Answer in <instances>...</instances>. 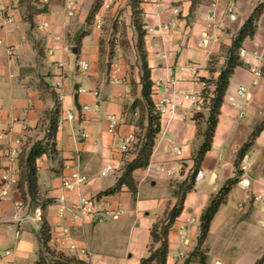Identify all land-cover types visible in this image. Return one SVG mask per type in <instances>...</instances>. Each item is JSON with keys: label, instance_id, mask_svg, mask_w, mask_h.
<instances>
[{"label": "crops", "instance_id": "0c3cea01", "mask_svg": "<svg viewBox=\"0 0 264 264\" xmlns=\"http://www.w3.org/2000/svg\"><path fill=\"white\" fill-rule=\"evenodd\" d=\"M42 1L48 13L35 17L32 26L21 0H0V264H39L44 214L51 226L52 249L87 264H141L150 255L153 225L178 203L172 183L184 182L194 171L192 155L202 140L197 138L193 104L184 100L177 114L162 115L150 165L134 172L137 194L123 187L99 198L111 203L117 218L106 212L101 221L81 225L72 223L71 213L60 217L58 197L65 195L71 207L82 195L96 197L115 187L122 167L135 159V143L127 152L122 145L140 131L138 110L131 107L141 96V86L133 92V83L141 79V61L134 18L130 12L128 17L117 13L119 2L106 8L108 0H102L89 19L97 0ZM262 2L141 0L143 29H156L144 37L154 102L165 93L158 81L201 92L204 79H217L234 37ZM174 6L180 9L178 17L172 13ZM173 20L175 28H161ZM242 49L246 57L231 78L212 149L202 163L204 176L187 194L184 210L170 230L167 264H200L198 259L187 261L199 242L201 216L228 179L236 177L239 150L264 123V12L254 37L246 39ZM82 60L89 63L88 70L80 67ZM115 64L121 81L111 83ZM254 66L261 76L251 71ZM207 85L213 92L215 86ZM242 87L246 92L239 95ZM53 92L62 105V118L73 114L75 120L58 125V154L38 159L40 193L52 202L45 211L31 210L17 186L19 154L28 139L44 137L46 114L55 106ZM110 117L119 122L115 133L109 132ZM107 165L114 171L104 177L101 172ZM75 171L88 182L68 191L63 182ZM6 174L17 182L7 183ZM237 178L211 222L204 244L207 264H256L264 255V217L252 201L264 187V128L247 150ZM64 226H72L77 251L60 249L53 240Z\"/></svg>", "mask_w": 264, "mask_h": 264}, {"label": "trees", "instance_id": "16d2710c", "mask_svg": "<svg viewBox=\"0 0 264 264\" xmlns=\"http://www.w3.org/2000/svg\"><path fill=\"white\" fill-rule=\"evenodd\" d=\"M102 0H97L93 10L90 13L89 19L94 17L95 13L101 6ZM129 6L132 10L134 25L138 30V48L141 61V79L139 83H133V92L136 94L137 87L141 86V96L136 98L133 110H138L139 120L138 127L140 131L137 133L136 143L134 145L135 159L125 163L122 167V174L115 187L104 191L96 196L101 198L104 195L114 194L120 191L123 187H128L133 194H137L138 184L134 177V172L137 169H144L150 165L156 139L162 130V116L155 111L153 100V85L152 71L148 63V55L145 47L146 32L143 29L142 9L139 8V0H130ZM21 5L26 8L25 17L33 26L35 17L41 14L48 13V6L42 0H21ZM264 12V2H262L252 13L249 19L245 22L240 31L233 39L231 47L227 51V61L220 75L215 80H205L215 86L212 95L207 103V110L198 112L194 115V120L197 126V138L202 140L201 145L195 149L192 159L194 161V171L182 183H172L176 187L175 196L178 198L177 205L166 213L152 227L151 234L153 243L150 249V255L143 259L141 264H167L169 254V233L176 219L182 214L186 196L189 192L195 189L196 176L201 170L202 163L207 153L212 149L213 139L221 114V108L228 91L230 81L236 69L243 64L240 57V51L246 39L253 38L257 23ZM209 88L205 92H209ZM211 92V91H210ZM55 100L54 108L46 114L45 118V134L44 137L33 141L28 139L21 148L19 154V179L18 190L22 198V202L28 205L31 210L42 208L45 211L47 205L52 200L43 198L39 188V173L38 159L44 155L54 157L58 154L56 145V133L58 123L62 117V105L58 100L55 92H53ZM264 128V123L254 130L250 140L239 150L235 166L237 168L236 177L228 179L224 187L214 195L207 208L201 216V233L199 242L187 263L194 259H198L200 264H207L206 255L204 252V244L208 238L211 222L219 211L220 207L226 202L233 186L238 182L237 175L240 173L241 162L246 155L247 150L253 145L255 137ZM41 245L39 264H87L86 262L66 255L62 251L52 249L50 241L52 238L51 226L45 214L42 217V226L38 236ZM256 264H264V255Z\"/></svg>", "mask_w": 264, "mask_h": 264}, {"label": "built area", "instance_id": "2783aa9c", "mask_svg": "<svg viewBox=\"0 0 264 264\" xmlns=\"http://www.w3.org/2000/svg\"><path fill=\"white\" fill-rule=\"evenodd\" d=\"M114 0H108L105 1L103 6L106 8H110L111 4ZM172 13L174 17H178L180 15V9L178 7L172 8ZM72 15L73 13L70 12ZM100 24V23H98ZM47 26V23H44L42 27ZM177 26V21L173 20L169 23H166L162 25L163 30H171ZM156 29L154 27H146V34L150 35L152 34ZM10 55L14 54V49H10L9 51ZM258 55V54H256ZM240 57L241 59L246 57V51L244 49H241L240 51ZM80 67L83 70L89 69V63L87 61H81ZM251 71L258 75H262V71L259 67L254 66L251 68ZM120 72V67L118 64H115L112 67L111 70V77L110 82L116 83L121 81V79L118 77V73ZM203 90L201 92H191V91H183L175 88L174 83L172 82H165L164 80L158 81L157 85L161 86L164 85L165 93L164 97L154 102L155 104V111L159 113L161 116L165 114H171L175 115L179 111V109L182 106V103L184 100H189L193 104L194 108V114L198 112H204L207 110V103L209 101L210 96L212 95V92H205L206 89H208V85L206 82H203ZM246 92V89L244 87L240 88L239 95H244ZM85 110H89L90 108L88 106L84 107ZM65 120L74 121L75 116L73 114H68L65 118H60L58 125H62ZM118 119L116 117H110L109 118V132L115 133L117 126H118ZM136 143V139L131 136L126 138L124 141V144L122 145V150L124 152H127L130 150L131 144ZM175 151L180 154L181 150L178 148H175ZM114 171V167L112 165H107L103 168L101 175L107 176L111 172ZM173 173H170L172 175ZM204 174L200 170L196 176V182H199L202 180ZM3 180L7 181V183H16L17 179L15 176H10L8 174L3 176ZM88 182V177L78 171H75L71 174L70 177L66 178L63 182L64 189L68 191H73L76 189H80L84 185H86ZM6 196V192L2 194L1 198H4ZM252 201L256 203L263 214L264 217V187L261 191L255 193L252 196ZM58 203V214L60 217H65L68 213H71L72 223L73 224H85L89 221H101L103 219V213H111L113 217L117 218L119 216L118 213H116L112 209V205L110 202L105 201L101 202L96 197H87V196H80L79 200L74 204L73 207H71L68 204L67 197L65 195H62L58 197L57 199ZM38 212L40 213V209H38ZM53 240L55 241L56 245L60 249H69L71 251H77V243L75 240V237L72 232V226H64L61 231L58 232L57 235H53ZM82 254L86 253V250H81Z\"/></svg>", "mask_w": 264, "mask_h": 264}, {"label": "rangeland", "instance_id": "374dc122", "mask_svg": "<svg viewBox=\"0 0 264 264\" xmlns=\"http://www.w3.org/2000/svg\"><path fill=\"white\" fill-rule=\"evenodd\" d=\"M139 1H140L139 8L142 9V8H141V0H139ZM117 2L120 3L119 6H118V11H117V13H119V15H120L121 17H128V16H129L128 12L132 13V10H131V8H130V6H129V4H130V3H129L130 0H116V1L113 2V4H115V3H117ZM142 11H143V10H142ZM142 13H143V12H142ZM132 17H133V15H132ZM138 17H143V16H142V14H139ZM70 58L73 60V59H74V56H73L72 54H70Z\"/></svg>", "mask_w": 264, "mask_h": 264}, {"label": "water", "instance_id": "95a60500", "mask_svg": "<svg viewBox=\"0 0 264 264\" xmlns=\"http://www.w3.org/2000/svg\"><path fill=\"white\" fill-rule=\"evenodd\" d=\"M74 52H76L77 50H76V48H74V50H73ZM245 183H247V181L245 180Z\"/></svg>", "mask_w": 264, "mask_h": 264}]
</instances>
